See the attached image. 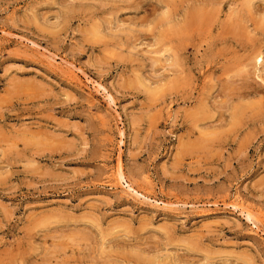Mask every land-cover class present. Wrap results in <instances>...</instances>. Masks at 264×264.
I'll use <instances>...</instances> for the list:
<instances>
[{"label": "rangeland", "instance_id": "rangeland-1", "mask_svg": "<svg viewBox=\"0 0 264 264\" xmlns=\"http://www.w3.org/2000/svg\"><path fill=\"white\" fill-rule=\"evenodd\" d=\"M0 264H264V0H0Z\"/></svg>", "mask_w": 264, "mask_h": 264}]
</instances>
